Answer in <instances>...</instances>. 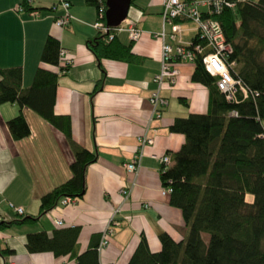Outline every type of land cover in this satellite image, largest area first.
<instances>
[{
	"label": "crops",
	"instance_id": "1",
	"mask_svg": "<svg viewBox=\"0 0 264 264\" xmlns=\"http://www.w3.org/2000/svg\"><path fill=\"white\" fill-rule=\"evenodd\" d=\"M57 1L27 0L37 8L38 16L33 17L16 10L22 0H0V69H18L22 86L28 87L41 66L46 36H55L70 63L59 72L54 112L69 117L72 140L94 151L96 160L86 167L85 190L74 203L56 205L39 218L14 222L38 213L40 196L71 176L74 157L65 135L34 111L16 102L0 104V223H4L0 226V264H75L71 253L29 252L25 246L28 233L43 230L51 235L54 229L70 226L79 228L75 255L84 252L91 240L99 244L109 227L107 244L97 250L99 264H127L141 236L149 250L157 252L159 232L175 240L185 233L180 209L169 204L168 194H162L158 157L179 149L184 136L168 127L176 117L204 112L207 90L190 80L193 65L188 62L178 64L174 84L158 87L152 82L160 66V43L149 32L160 28L161 0L145 4L135 0L128 7L133 11L126 17L144 32L131 46V52L141 58L138 63L98 61L87 46L98 32L92 26L97 19L95 7L84 0H68L73 19L57 27L53 16L62 9L51 8ZM121 32L118 39L129 43L127 34ZM102 70L103 84L93 92ZM151 91L167 100L166 106L159 107L160 117L153 113ZM18 115L28 132L14 138L7 122ZM141 137H151L152 144L140 145ZM138 148L137 170L128 172L125 164ZM125 189L127 195L122 193ZM13 207H21L23 213L17 215Z\"/></svg>",
	"mask_w": 264,
	"mask_h": 264
},
{
	"label": "trees",
	"instance_id": "2",
	"mask_svg": "<svg viewBox=\"0 0 264 264\" xmlns=\"http://www.w3.org/2000/svg\"><path fill=\"white\" fill-rule=\"evenodd\" d=\"M84 1L95 7L97 16L101 7L102 14L105 12L104 0ZM20 5L27 12L37 10L27 0ZM130 5H135V0ZM215 18L233 48L231 74L247 89V96L238 89L234 99H227L216 84L217 76L204 69L200 57L191 63L190 80L207 90L206 109L173 119L168 130L182 134L184 141L178 150L167 153L171 163L160 166L163 187L170 188L169 204L180 209L186 230L179 240L159 232L161 247L157 252H151L141 236L127 264H264V0H246L234 11L223 10ZM100 19L105 20L104 15ZM99 33L87 42L98 61L141 60L131 52L133 41L124 44L118 33L111 40H107L108 34ZM60 48L55 36H46L41 66L28 87L22 86L18 69H0V104L16 102L34 111L65 135L74 157L71 176L40 196L38 213L14 222L39 218L63 196L81 197L86 167L96 160L94 151L72 140L69 117L54 112L59 72L68 69V64L58 61ZM103 78L104 70L93 92L100 90ZM7 124L14 138L28 132L21 115ZM78 232V227L70 226L54 229L51 235L43 230L28 233L25 246L29 252L71 253L75 264H99L98 242L93 240L75 255Z\"/></svg>",
	"mask_w": 264,
	"mask_h": 264
},
{
	"label": "built area",
	"instance_id": "3",
	"mask_svg": "<svg viewBox=\"0 0 264 264\" xmlns=\"http://www.w3.org/2000/svg\"><path fill=\"white\" fill-rule=\"evenodd\" d=\"M246 0H161L160 20L161 25L158 31L149 32L160 43V66L157 73L152 76V82L156 86L163 83L174 84L178 76V64L181 62L193 63L197 57H200L204 69L212 76H217L216 84L218 88L226 94V98L231 100L235 98V93L239 89L243 96H247V89L240 80L234 78L231 69L234 67V61L229 60L232 53V45L226 40L220 21L215 18L223 10L234 11L237 5ZM60 7L62 13L53 19L57 27L66 26L72 19L69 12L70 2L68 0H58L52 7ZM102 8V7H101ZM100 8L96 21L92 26L102 34H108L107 39L111 40L115 33L124 31L128 38L137 42L143 30L132 18H124L117 26H107L105 20H101L102 9ZM17 11L21 10L18 6ZM33 17L37 16L36 11L30 12ZM197 38V41H194ZM59 62L64 66L70 63L66 57L64 49L59 50ZM65 70H60L64 72ZM149 101L156 106L154 115L160 117L159 107L167 105L166 98L159 95L158 92H152ZM158 107V108H157ZM151 137H141L139 144H152ZM139 149L135 152L132 159L125 164L128 172H135L138 167ZM161 167L171 163L170 157L164 154L158 157ZM162 194H169V187L161 188ZM124 195L128 194L125 189ZM75 202L74 198L65 196L60 198L58 205H67ZM17 215L23 213L21 207H13ZM1 219V217H0ZM61 224L60 221L57 222ZM111 229L107 227L102 233L101 240L97 250H100L108 242L107 234Z\"/></svg>",
	"mask_w": 264,
	"mask_h": 264
},
{
	"label": "water",
	"instance_id": "4",
	"mask_svg": "<svg viewBox=\"0 0 264 264\" xmlns=\"http://www.w3.org/2000/svg\"><path fill=\"white\" fill-rule=\"evenodd\" d=\"M106 9L104 12L107 26H117L127 14L131 0H104Z\"/></svg>",
	"mask_w": 264,
	"mask_h": 264
},
{
	"label": "bare ground",
	"instance_id": "5",
	"mask_svg": "<svg viewBox=\"0 0 264 264\" xmlns=\"http://www.w3.org/2000/svg\"><path fill=\"white\" fill-rule=\"evenodd\" d=\"M28 1H29V0H28ZM130 4H131V3H130ZM101 5H102V4H101ZM101 5H100V6H101ZM160 7H161V6H160ZM51 8H52V7H51ZM57 10H59V9H55V12H57ZM102 10H103V9H102ZM48 11H49V10H48ZM51 11H52V10H51ZM102 12H103V11H102ZM40 13H41V12H40ZM50 14H51V13H50ZM37 16H38V15H37ZM53 18H54V16H53ZM96 18H97V17H96ZM103 19H104V18H103ZM103 21H104V20H103ZM122 32H123V31H122ZM122 32H121V33H122ZM96 33H99V32H96ZM100 33H101V32H100ZM100 33H99V34H100ZM105 35H107V34H105ZM105 35H104V36H105ZM107 40H108V39H107ZM62 49H63V48H62ZM58 52H59V51H58ZM58 61H59V60H58ZM63 69H64V68H63ZM157 70H158V69H157ZM65 71H66V70H65ZM151 79H152V78H151ZM157 91H158V90H157ZM151 92H152V91H151ZM148 98H149V97H148ZM153 113H154V112H153ZM153 113H152V114H153ZM150 116H151V115H150ZM150 118H151V117H150ZM139 146H140V145H139ZM135 150H137V149H135ZM135 152H136V151H135ZM141 153H142V152H141ZM142 154H143V153H142ZM132 155H133V154H132ZM124 168H125V167H124Z\"/></svg>",
	"mask_w": 264,
	"mask_h": 264
},
{
	"label": "rangeland",
	"instance_id": "6",
	"mask_svg": "<svg viewBox=\"0 0 264 264\" xmlns=\"http://www.w3.org/2000/svg\"><path fill=\"white\" fill-rule=\"evenodd\" d=\"M148 0H139V2H142L143 4H145ZM130 11H133V7H130L129 10H128V13L126 15L130 16ZM179 73V72H178ZM65 197V196H63ZM60 200V199H59ZM58 205V203H57Z\"/></svg>",
	"mask_w": 264,
	"mask_h": 264
}]
</instances>
